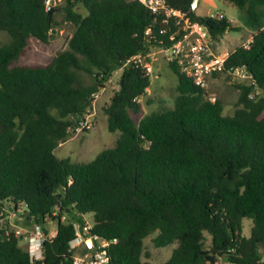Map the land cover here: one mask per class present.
Segmentation results:
<instances>
[{"label":"trees","instance_id":"16d2710c","mask_svg":"<svg viewBox=\"0 0 264 264\" xmlns=\"http://www.w3.org/2000/svg\"><path fill=\"white\" fill-rule=\"evenodd\" d=\"M168 1L204 25L214 43L241 29L225 15L197 14L193 0ZM227 1L254 30L225 64V72L251 74L236 85L234 113L225 114L224 100H212L177 56L169 61L178 76L173 106L137 122L132 112L141 111L151 75L127 62L174 44L180 25L139 0H0V32L10 35L0 45V264H73L75 223L87 214L91 232L111 241L109 264H152L153 249L171 244L162 264H264V0ZM63 21L76 27L66 50L48 64L18 63L32 38L49 42ZM118 69L119 88L102 108L108 129L120 132L115 145L88 162L59 158L56 149L93 112L96 94ZM23 203L22 221L46 234L39 260L6 219ZM245 218L253 221L249 236ZM49 220L57 221L54 236Z\"/></svg>","mask_w":264,"mask_h":264},{"label":"rangeland","instance_id":"374dc122","mask_svg":"<svg viewBox=\"0 0 264 264\" xmlns=\"http://www.w3.org/2000/svg\"><path fill=\"white\" fill-rule=\"evenodd\" d=\"M79 10L86 13L85 7L80 6ZM199 15H225L234 24L240 26V30L227 31L222 38L215 43L217 52H231L237 46L246 44L252 39L254 30L245 26L241 17V10L238 6L230 3L227 0H200L195 9ZM61 19V16L59 17ZM75 25L68 21H63L52 32L49 42H42L38 39H31L24 54L19 58L18 63L21 64H48L51 63L58 54L68 48L69 39L72 36ZM10 40V35L7 32H0V45L7 43ZM169 61L161 52H158L156 59L153 61L154 70L151 74V85L147 89V93L139 98L142 109L139 113L132 112L135 120L138 122L144 115L165 109L173 106V101L177 95L178 76L170 68ZM122 70L115 71L106 87L101 89L95 96L93 105L92 127L84 130L79 135L74 136L71 133L69 139L62 143L56 149V155L59 158L70 157L72 161L81 163L91 161L101 150L115 145L120 132H111L108 129V120L103 114V105L110 101L114 92L119 88V79ZM250 77L232 76L227 73H217L209 76L208 86L206 88L211 97H220L225 102V114H233L237 101L239 99L240 90L237 84L242 82H249ZM82 81L85 84L92 82V77L85 72H82ZM12 211V218L7 217L10 224L15 229H20L26 233L29 229L28 224L19 219L20 213L14 214ZM67 218H70L66 214ZM86 218L92 223V214H87ZM253 221L249 218L244 219L243 234L249 236ZM47 227L53 231L57 229V221L49 220ZM148 246L152 247L151 240H147ZM211 244V236L207 233L206 245ZM20 246L28 249V243L24 238L20 239ZM176 245L171 244L166 247L153 249V255L149 260L152 264H162L172 254Z\"/></svg>","mask_w":264,"mask_h":264},{"label":"built area","instance_id":"2783aa9c","mask_svg":"<svg viewBox=\"0 0 264 264\" xmlns=\"http://www.w3.org/2000/svg\"><path fill=\"white\" fill-rule=\"evenodd\" d=\"M139 1L146 5L155 15L161 16L166 20H174L176 25L181 26L183 32L179 39H177L175 34L171 35V40L175 41L174 44L156 47L147 53H140L130 58L127 64H141L146 68L148 74L151 75L154 70L153 61L156 59L157 53L161 52L168 60H173L177 56L186 59V63L182 67L183 71L203 88H207L209 76L215 72L227 73L234 77L248 75L251 78V74L243 67H231L225 72V64L229 52L219 53L216 51L213 39L200 22L192 20L182 10L174 8L168 0ZM53 2L54 0H48L49 5ZM214 16L222 17L223 15ZM150 32L149 29L147 34H150ZM251 40L244 45L247 46ZM211 99L215 100V97H211ZM93 114V112L86 114L78 124L70 128V132L76 136L91 128L93 125L91 115ZM12 210L15 215L20 213L22 216L26 213L27 205L23 203L19 208ZM75 227V237L70 241V249L73 251V264H109L111 258L108 248L111 241L92 233L93 224L89 220L84 224L75 223ZM15 234L20 239L24 238L27 241L31 260L43 258V244L46 234L41 225L33 224L32 228L28 229L26 233H23L19 228L15 229ZM55 234H52V236ZM114 241H117V239H114ZM216 264L237 263L227 258V260H220Z\"/></svg>","mask_w":264,"mask_h":264},{"label":"crops","instance_id":"0c3cea01","mask_svg":"<svg viewBox=\"0 0 264 264\" xmlns=\"http://www.w3.org/2000/svg\"><path fill=\"white\" fill-rule=\"evenodd\" d=\"M9 218H12V211L9 212L8 216ZM19 219L22 221L23 220V217L22 216H19ZM33 224L29 226V229L32 228ZM52 234H55L56 233V229L51 231Z\"/></svg>","mask_w":264,"mask_h":264},{"label":"water","instance_id":"95a60500","mask_svg":"<svg viewBox=\"0 0 264 264\" xmlns=\"http://www.w3.org/2000/svg\"><path fill=\"white\" fill-rule=\"evenodd\" d=\"M200 0H193V3H192V8L195 10L196 7L198 6ZM227 260V258H225Z\"/></svg>","mask_w":264,"mask_h":264}]
</instances>
